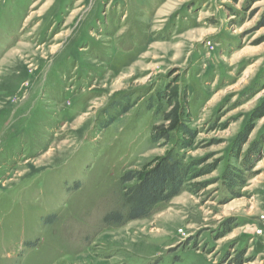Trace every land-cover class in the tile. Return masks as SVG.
Segmentation results:
<instances>
[{
  "label": "rangeland",
  "instance_id": "374dc122",
  "mask_svg": "<svg viewBox=\"0 0 264 264\" xmlns=\"http://www.w3.org/2000/svg\"><path fill=\"white\" fill-rule=\"evenodd\" d=\"M263 106L264 0H0V264H264ZM169 151L214 171L105 224Z\"/></svg>",
  "mask_w": 264,
  "mask_h": 264
},
{
  "label": "trees",
  "instance_id": "16d2710c",
  "mask_svg": "<svg viewBox=\"0 0 264 264\" xmlns=\"http://www.w3.org/2000/svg\"><path fill=\"white\" fill-rule=\"evenodd\" d=\"M127 110L124 111L126 112ZM263 116L264 106L254 112L252 120L256 121ZM182 127L187 136L191 137L194 135L191 130L184 126ZM163 138V135L157 136L158 141ZM243 144L242 140H238L232 149L231 156L236 161H239L242 156L241 149ZM257 146L254 145L253 149H256ZM261 148L264 151V147L262 146ZM252 152L249 151L245 160H242L241 168L228 167L222 175V183L225 189L235 198L238 197L237 191L247 184L248 174L252 175L253 173L252 159L255 153ZM199 165L195 161H187L183 156L175 155L174 151H169L164 157L149 164L147 170L130 171L124 174L120 181L121 187H123V207L117 212L113 211L108 214L104 219L105 224L125 226L127 223L151 217L161 204L170 203L185 191L190 181L199 179L205 174L214 171L211 169L209 172L198 171L197 167ZM128 184L132 185L127 186ZM235 226V221L231 222L230 225L221 226V231L217 233V238H224L233 231ZM242 253L245 252L242 251ZM238 261L242 262L241 256Z\"/></svg>",
  "mask_w": 264,
  "mask_h": 264
}]
</instances>
